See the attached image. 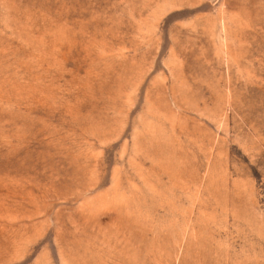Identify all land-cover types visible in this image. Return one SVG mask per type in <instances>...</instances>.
Listing matches in <instances>:
<instances>
[{"label": "rangeland", "instance_id": "1", "mask_svg": "<svg viewBox=\"0 0 264 264\" xmlns=\"http://www.w3.org/2000/svg\"><path fill=\"white\" fill-rule=\"evenodd\" d=\"M0 264H264V0H0Z\"/></svg>", "mask_w": 264, "mask_h": 264}]
</instances>
